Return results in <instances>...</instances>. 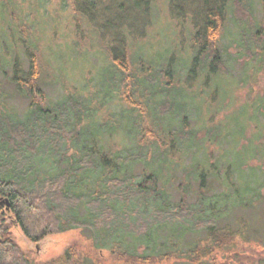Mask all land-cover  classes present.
I'll return each mask as SVG.
<instances>
[{
	"label": "trees",
	"instance_id": "trees-1",
	"mask_svg": "<svg viewBox=\"0 0 264 264\" xmlns=\"http://www.w3.org/2000/svg\"><path fill=\"white\" fill-rule=\"evenodd\" d=\"M69 1L75 20L91 33L90 48L96 42L106 46L101 49L107 67L99 81L102 90L94 87L85 94L62 88V96L51 100L41 82L64 80L59 67L55 72L46 67L39 41L28 34L33 23L26 1L0 0V19L7 24L1 27L9 35L0 36V264H31L13 238L10 218L33 242L82 229L98 252L105 249L126 262L182 255L183 241L200 229L206 230L208 242L190 246L189 258L223 250L235 233L219 227L218 217L239 197L233 194L224 202L222 193L212 199L202 193L219 173L200 145L194 150L198 132L188 128L191 100L178 97L182 85L175 56L155 63L131 51V36L146 35L159 0ZM185 1L169 0L168 6L183 8ZM233 1H192L200 7L198 18L187 17L195 49L189 73L196 75V67L211 75L226 69L219 42ZM38 5L47 10L44 0ZM256 47L261 50L253 59L260 64L264 48ZM3 85L28 100L24 115L3 101ZM215 131L204 138L218 143ZM180 175L174 197L170 189ZM195 185L199 190L191 203ZM43 264L95 262L68 246Z\"/></svg>",
	"mask_w": 264,
	"mask_h": 264
},
{
	"label": "rangeland",
	"instance_id": "rangeland-1",
	"mask_svg": "<svg viewBox=\"0 0 264 264\" xmlns=\"http://www.w3.org/2000/svg\"><path fill=\"white\" fill-rule=\"evenodd\" d=\"M18 1H26L25 10L29 12L30 23H33L28 34L39 41V54L44 56L46 67L53 72L58 67L61 70L58 74L64 84H52L48 77L44 78L46 82H41L49 98L58 100L63 94L62 88L67 91L82 89L85 94L92 92L94 87L102 90L99 81L103 79L107 65L101 48L106 49V46L94 42L90 48L91 33L83 21L75 20L71 2L44 0L47 10L42 12L38 0ZM192 1L186 0V6L176 10L168 6L169 0L157 1L152 26L143 37L140 32L131 36V51L137 58L142 56L155 63L162 56H175L178 81L182 85L181 96H177L191 100L188 128L198 132L194 150L200 145L201 150L210 155L209 161L216 164L219 173L217 181L206 182L202 193L207 199L222 193L225 195L224 202L233 194L241 198H232L227 208L223 206L224 216L218 217L219 227L225 226L235 233L234 241L211 256L193 260L186 253L188 248L208 242L206 230L200 229L186 238L189 242L183 241L182 255H174L167 260L156 259L153 263L126 262L110 255L105 249L98 252L82 229L53 233L39 242H33L10 218L13 238L25 251L31 264L50 261L62 255L68 246L77 248L84 257L93 258L95 264H264V49L260 64L253 59L259 50L256 45L261 44L264 48L263 5L261 0L233 1L225 33L219 42V49L224 59L228 60L226 69L221 68L219 74L211 75L207 69L203 71L196 67L195 75L194 72L189 73L195 49L191 39L193 27H190L187 17L198 18L197 7L200 6ZM10 17L11 14L8 20ZM1 26H7L2 18ZM1 29L0 36L8 38L9 35ZM2 89L6 105L24 115L29 106L28 100L11 86L3 85ZM174 127H179V122ZM216 129L214 133H217L218 143L204 138ZM204 162L207 165V161ZM231 164L233 170L230 174L228 168ZM239 167L242 172L237 169ZM181 179L180 175L170 189L174 197H178L176 186ZM237 187L240 188L235 190ZM198 188L199 185H195L191 203L196 202ZM249 199L251 203H247Z\"/></svg>",
	"mask_w": 264,
	"mask_h": 264
}]
</instances>
